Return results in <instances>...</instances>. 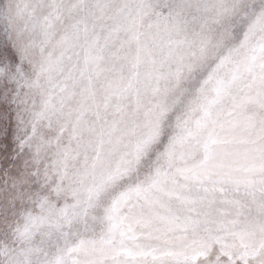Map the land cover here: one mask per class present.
Wrapping results in <instances>:
<instances>
[{"label": "snow or ice", "instance_id": "obj_1", "mask_svg": "<svg viewBox=\"0 0 264 264\" xmlns=\"http://www.w3.org/2000/svg\"><path fill=\"white\" fill-rule=\"evenodd\" d=\"M0 264H264V0H0Z\"/></svg>", "mask_w": 264, "mask_h": 264}]
</instances>
